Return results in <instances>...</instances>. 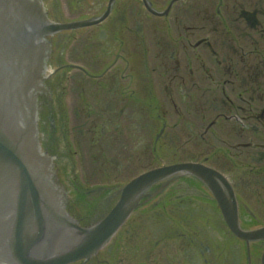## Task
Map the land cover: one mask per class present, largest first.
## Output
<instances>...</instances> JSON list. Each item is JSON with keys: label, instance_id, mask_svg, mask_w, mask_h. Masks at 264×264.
Instances as JSON below:
<instances>
[{"label": "flooded vegetation", "instance_id": "obj_1", "mask_svg": "<svg viewBox=\"0 0 264 264\" xmlns=\"http://www.w3.org/2000/svg\"><path fill=\"white\" fill-rule=\"evenodd\" d=\"M40 1L48 180L83 228L123 212L68 264H264V0Z\"/></svg>", "mask_w": 264, "mask_h": 264}, {"label": "water", "instance_id": "obj_2", "mask_svg": "<svg viewBox=\"0 0 264 264\" xmlns=\"http://www.w3.org/2000/svg\"><path fill=\"white\" fill-rule=\"evenodd\" d=\"M59 27L48 21L40 0H0V264L89 258L123 214L83 228L61 211L59 193L48 180L37 147L34 92L44 53L40 42ZM11 51L16 56H8Z\"/></svg>", "mask_w": 264, "mask_h": 264}]
</instances>
